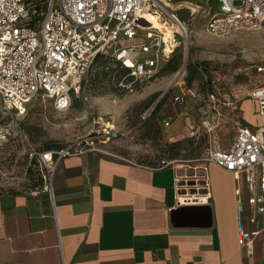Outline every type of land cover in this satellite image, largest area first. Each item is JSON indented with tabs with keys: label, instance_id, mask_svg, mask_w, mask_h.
Masks as SVG:
<instances>
[{
	"label": "built area",
	"instance_id": "built-area-1",
	"mask_svg": "<svg viewBox=\"0 0 264 264\" xmlns=\"http://www.w3.org/2000/svg\"><path fill=\"white\" fill-rule=\"evenodd\" d=\"M206 2L210 34L250 31L264 23V0ZM149 13L159 14L164 24L175 22L183 31L173 30L166 36L161 28L142 26L139 20ZM184 25L176 9H163L158 0H0V149L10 140L25 141L20 124L15 119L3 123L1 117L23 114L27 104L40 97L52 100L56 111H67L99 55L122 70L120 85L126 89L157 78L180 45ZM250 97L258 103V124H238L231 148L210 145L192 164L168 160L143 164L98 147L91 136L56 149L31 151L25 179L30 186L39 182L54 198L53 179L62 160L97 152L152 169L175 165L181 170L176 177L180 203L207 204L211 198L209 164L214 163L237 180L238 242L246 256H252L260 230L247 229L244 212L246 203L251 210L264 212V83L253 88ZM188 129L198 131V126L190 123ZM241 180L248 191L246 199ZM189 181L196 184L188 185ZM193 188L196 191L191 192ZM39 191L38 187L33 193Z\"/></svg>",
	"mask_w": 264,
	"mask_h": 264
},
{
	"label": "rangeland",
	"instance_id": "rangeland-1",
	"mask_svg": "<svg viewBox=\"0 0 264 264\" xmlns=\"http://www.w3.org/2000/svg\"><path fill=\"white\" fill-rule=\"evenodd\" d=\"M169 1L188 31L157 78L126 89L113 62L100 58L67 111H56L52 100L40 97L23 114L1 117L3 123L15 119L25 141L10 140L0 149V192L16 184L29 186L24 172L27 154L34 150L94 136L98 147L143 164L188 165L210 145L231 148L238 124L258 123V114L247 118L246 113H257L250 92L264 83V23L250 31L213 35L206 30V0ZM156 16L153 23L162 24ZM165 30L169 36L174 29ZM190 123L198 131L188 129Z\"/></svg>",
	"mask_w": 264,
	"mask_h": 264
},
{
	"label": "crops",
	"instance_id": "crops-1",
	"mask_svg": "<svg viewBox=\"0 0 264 264\" xmlns=\"http://www.w3.org/2000/svg\"><path fill=\"white\" fill-rule=\"evenodd\" d=\"M180 172L97 152L63 159L54 198L40 183L0 192V264H264V212L247 203L246 227L260 234L252 256L239 245L234 174L210 163L209 202L184 204ZM190 205L209 206L211 222L176 225L173 211Z\"/></svg>",
	"mask_w": 264,
	"mask_h": 264
},
{
	"label": "water",
	"instance_id": "water-1",
	"mask_svg": "<svg viewBox=\"0 0 264 264\" xmlns=\"http://www.w3.org/2000/svg\"><path fill=\"white\" fill-rule=\"evenodd\" d=\"M201 182L200 184H203ZM194 181H189L188 185H195ZM183 185V183H182ZM196 191L195 188L191 192ZM184 193V189L181 190ZM202 218V222L209 224L211 222V209L207 205H190L178 207L173 211V221L176 225H182L184 221L194 223Z\"/></svg>",
	"mask_w": 264,
	"mask_h": 264
},
{
	"label": "bare ground",
	"instance_id": "bare-ground-1",
	"mask_svg": "<svg viewBox=\"0 0 264 264\" xmlns=\"http://www.w3.org/2000/svg\"><path fill=\"white\" fill-rule=\"evenodd\" d=\"M164 3V5H162V8L163 9H174V5L169 1V0H162ZM194 9V8H193ZM193 11V10H192ZM194 13V12H193ZM157 16H156V13H149L147 15H145L144 17H142L139 22L142 26H145V27H148V26H152V27H158V28H161L164 32H165V35H166V30L165 28L168 26V28L170 30H176L177 32H181L183 31V29L178 25L176 24L175 22H172V24H164L162 22V24L160 23H153L155 20H156ZM185 26V29L187 30V27L186 25ZM173 28V29H172ZM188 31V30H187ZM172 34V33H171ZM172 51V50H171ZM181 197V200L184 199V196H180Z\"/></svg>",
	"mask_w": 264,
	"mask_h": 264
},
{
	"label": "trees",
	"instance_id": "trees-1",
	"mask_svg": "<svg viewBox=\"0 0 264 264\" xmlns=\"http://www.w3.org/2000/svg\"><path fill=\"white\" fill-rule=\"evenodd\" d=\"M100 58H108V57H105V56H102V55H99L96 59H100ZM116 70L121 74L122 70L120 68H116ZM35 184H39V182H35Z\"/></svg>",
	"mask_w": 264,
	"mask_h": 264
}]
</instances>
